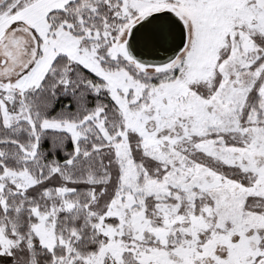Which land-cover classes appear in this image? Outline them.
<instances>
[{"label":"snow or ice","instance_id":"obj_1","mask_svg":"<svg viewBox=\"0 0 264 264\" xmlns=\"http://www.w3.org/2000/svg\"><path fill=\"white\" fill-rule=\"evenodd\" d=\"M0 264H264V0H0Z\"/></svg>","mask_w":264,"mask_h":264}]
</instances>
